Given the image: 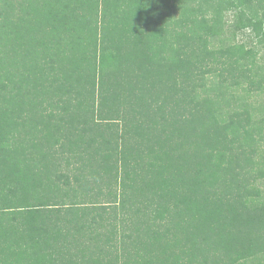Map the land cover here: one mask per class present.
I'll return each instance as SVG.
<instances>
[{
	"label": "trees",
	"instance_id": "1",
	"mask_svg": "<svg viewBox=\"0 0 264 264\" xmlns=\"http://www.w3.org/2000/svg\"><path fill=\"white\" fill-rule=\"evenodd\" d=\"M260 179L264 0H0V264H262Z\"/></svg>",
	"mask_w": 264,
	"mask_h": 264
},
{
	"label": "rangeland",
	"instance_id": "2",
	"mask_svg": "<svg viewBox=\"0 0 264 264\" xmlns=\"http://www.w3.org/2000/svg\"><path fill=\"white\" fill-rule=\"evenodd\" d=\"M226 18L229 19L230 17L228 16ZM257 185L261 188V190H264V179L258 180ZM248 264H250V263H248ZM262 264H264V261H262Z\"/></svg>",
	"mask_w": 264,
	"mask_h": 264
}]
</instances>
